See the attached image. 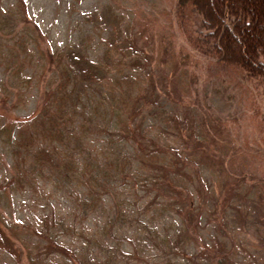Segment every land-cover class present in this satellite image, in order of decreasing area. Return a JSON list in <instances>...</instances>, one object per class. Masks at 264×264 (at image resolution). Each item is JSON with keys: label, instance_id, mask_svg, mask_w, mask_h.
Listing matches in <instances>:
<instances>
[{"label": "rangeland", "instance_id": "1", "mask_svg": "<svg viewBox=\"0 0 264 264\" xmlns=\"http://www.w3.org/2000/svg\"><path fill=\"white\" fill-rule=\"evenodd\" d=\"M222 30L0 0V264H264V83Z\"/></svg>", "mask_w": 264, "mask_h": 264}, {"label": "trees", "instance_id": "2", "mask_svg": "<svg viewBox=\"0 0 264 264\" xmlns=\"http://www.w3.org/2000/svg\"><path fill=\"white\" fill-rule=\"evenodd\" d=\"M190 1L177 0L178 8ZM227 34L243 64L264 83V0H202ZM252 70V71H253ZM90 68L84 74L92 76ZM264 101V91H263Z\"/></svg>", "mask_w": 264, "mask_h": 264}]
</instances>
